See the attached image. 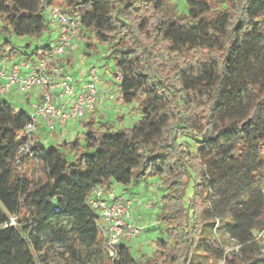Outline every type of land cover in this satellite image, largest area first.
I'll list each match as a JSON object with an SVG mask.
<instances>
[{"label": "trees", "instance_id": "obj_1", "mask_svg": "<svg viewBox=\"0 0 264 264\" xmlns=\"http://www.w3.org/2000/svg\"><path fill=\"white\" fill-rule=\"evenodd\" d=\"M185 3L179 13L172 0H0L4 30L17 38L49 33L50 6L78 16L85 47L109 48L117 103L141 114L115 131L89 117L82 137L46 147L22 135L29 112L0 100V264H34L43 237L65 249L76 243L79 264L107 259L94 189L150 178L164 192V237L142 259L121 245L109 264H202L196 250L226 264L263 259L264 0ZM50 48L28 55L6 42L0 56L8 49L26 61ZM24 145L28 153L17 155ZM220 230L238 247L231 261L214 239Z\"/></svg>", "mask_w": 264, "mask_h": 264}, {"label": "built area", "instance_id": "obj_2", "mask_svg": "<svg viewBox=\"0 0 264 264\" xmlns=\"http://www.w3.org/2000/svg\"><path fill=\"white\" fill-rule=\"evenodd\" d=\"M46 11L52 26L57 30L54 46L34 59L0 65V97L9 94L14 88L22 96L31 91H40L37 102L29 105L30 119L22 132L28 138L37 131L39 120L51 133L56 127L63 128L69 122L84 121L96 112L99 104L100 80L96 70H87L83 87L76 93L74 77L64 69L62 63L65 57L71 55L72 43L78 41L81 25L79 17H68L58 6H50ZM28 151L29 145H24L18 149L17 155ZM131 203L130 199L116 196L113 191L105 193L101 187L93 191L90 204L99 210V230L110 261L117 257L121 245L135 241L142 233L133 224ZM263 233L264 230L257 238H261Z\"/></svg>", "mask_w": 264, "mask_h": 264}, {"label": "rangeland", "instance_id": "obj_3", "mask_svg": "<svg viewBox=\"0 0 264 264\" xmlns=\"http://www.w3.org/2000/svg\"><path fill=\"white\" fill-rule=\"evenodd\" d=\"M179 13L186 12L185 0H172ZM57 37V30L52 26L49 33L44 34L41 38H17L4 30V25L0 21V44L8 42L12 47L20 49L21 52L26 51L28 55H32V51L38 46L43 47L49 45L54 46V41ZM87 39V33L83 32L79 36L78 47L75 44L72 45L71 59L74 71H86L90 68H94L100 80L98 85L99 99L105 102L104 105L96 107L95 121L101 122L106 125H110L113 130H119L121 128H132L141 120V114L136 109L135 104H119L117 103V97L119 92V81L114 77L116 73L115 63L108 58L109 48L106 45H97L94 50L85 47ZM29 44V49H25V45ZM95 44V43H94ZM6 58L9 57V50L5 49L1 55ZM0 56V57H1ZM31 58H35L33 55ZM11 59V58H10ZM25 56L17 55L13 58L16 63L24 61ZM23 97L14 88L10 92L8 101L17 110L22 108L18 104L20 98ZM25 110L30 111L29 107H25ZM72 130V129H71ZM81 131V125L75 128L74 132ZM73 132V133H74ZM67 133V132H66ZM70 133V129L68 130ZM83 133V132H82ZM47 136V133L43 136ZM74 136L67 135L60 138L62 142H72ZM82 137V135H80ZM43 143L45 141L41 140ZM55 143H45L46 147H50ZM33 165L30 164L26 167V170L30 172ZM112 191L116 196L125 195L129 199L133 198L134 202L131 203V215L133 218V224H135L142 233L133 242L128 243L132 249L133 256L137 259L149 257L153 251L155 242L159 238L164 237V230L161 222L158 221V215L160 212V200L164 194L161 182L158 178H150L144 182L139 183L136 186H119L113 185ZM228 221L227 217H222L220 224L224 225ZM214 239L220 243V246L225 250V257L230 261L237 257V254L231 252L234 248V244L230 241L228 234L225 230H220L214 236ZM260 242V254L263 255V259L256 261L254 264H264V233L258 242ZM76 243L70 245V249H65L62 246L51 245L48 243L47 237L42 238L40 250L34 255V264H79L76 256H73V252L76 251ZM194 260H200L202 264H226L224 259H216L206 256L200 250H196L193 253ZM85 264H109L106 257L102 259H95Z\"/></svg>", "mask_w": 264, "mask_h": 264}, {"label": "crops", "instance_id": "obj_4", "mask_svg": "<svg viewBox=\"0 0 264 264\" xmlns=\"http://www.w3.org/2000/svg\"><path fill=\"white\" fill-rule=\"evenodd\" d=\"M54 43H55V41H54ZM73 44H75V46L76 47H78V45H80V43L78 42V41H74L73 43H72V45ZM6 57H3L1 60H0V65L1 64H4V63H7V64H11V63H16L14 60H13V58H7V61L5 62L4 61V59H5ZM31 59H34V58H31ZM23 62V61H22ZM63 66H64V69L66 70V71H68L69 73H71L72 75H73V77H74V83H75V92L76 93H78V92H80V90L82 89V87H83V84H84V78H85V73L87 72V70L86 71H79V70H77V71H74L73 70V68H74V66L72 65V59H71V55H69V56H67V57H65L64 59H63ZM39 95H40V91H31L30 93H28V95H26V96H23V97H21L20 98V101H19V105H20V107L21 108H23V109H25V107H29V105L30 104H33V103H35V102H37V100L39 99ZM10 96V93L9 94H7V95H5V96H3V97H0V100L1 99H8V97ZM105 104V102L104 101H102V103H101V100L99 99V107L101 106V105H104ZM30 109V108H29ZM29 112V111H28ZM97 114L96 113H94V114H92V115H90V116H88L86 119H85V121H87L88 120V118L89 117H93L94 119H95V116H96ZM44 123H43V121L42 120H39L38 121V125H37V131L35 132V134L38 136V139H39V141H41L42 139L45 141V143H50V142H52V143H60V142H62V141H60V138H62V137H64V136H67V135H72V136H74L75 135V137L76 136H78V135H82L83 133V130H82V132L81 131H78V132H74L75 131V128L77 127V126H79V125H82L81 124V122H69L65 127H63V128H61V127H56V129L53 131V132H48V131H46V129H45V127H44V125H43ZM70 129V133H68V130ZM72 129V130H71ZM81 129H82V126H81ZM67 132V133H66ZM74 132V133H73ZM47 133V136L45 135V136H43L44 134H46ZM74 137V138H75ZM42 142V141H41ZM70 142V141H69ZM43 143V142H42ZM44 143V144H45ZM121 196H123V197H125V198H127V199H129L127 196H125V195H121ZM131 201H133L134 202V199L133 198H131L130 199Z\"/></svg>", "mask_w": 264, "mask_h": 264}]
</instances>
